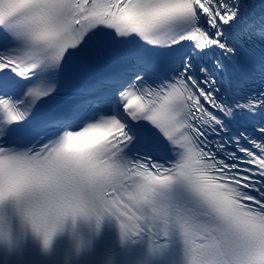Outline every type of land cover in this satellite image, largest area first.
I'll return each mask as SVG.
<instances>
[{"label":"snow or ice","instance_id":"snow-or-ice-1","mask_svg":"<svg viewBox=\"0 0 264 264\" xmlns=\"http://www.w3.org/2000/svg\"><path fill=\"white\" fill-rule=\"evenodd\" d=\"M101 26L114 32L104 34L114 54L132 64L76 91L90 96L106 88L99 99L108 114L73 131L84 123L82 110L97 103L82 101L36 129L62 128V135L25 146L19 125L56 91L66 53L85 49ZM240 36L264 40V4L0 0V235L7 233L5 210L22 216L45 245L67 217L98 221L110 215L123 234L145 235L141 221L162 223L161 235L170 225L178 228L185 264H264V141L250 140L255 153L240 148L248 157L241 162L255 165L251 169L226 162L240 159L226 150L228 141H215L213 151L207 138L219 135L217 126L228 131L226 120H234L237 110L255 113L264 105V93L247 103L229 101L264 78V64L235 80L217 78L218 71L226 73L223 58L232 59ZM204 50L212 51L214 63L199 66L197 75L193 57ZM132 121L149 122L167 145L146 130L144 159L129 158L126 149L142 136ZM169 151L174 160L155 159ZM147 233L156 235L151 226Z\"/></svg>","mask_w":264,"mask_h":264},{"label":"clouds","instance_id":"clouds-1","mask_svg":"<svg viewBox=\"0 0 264 264\" xmlns=\"http://www.w3.org/2000/svg\"><path fill=\"white\" fill-rule=\"evenodd\" d=\"M21 218H22V216H21ZM23 219V218H22ZM4 236L3 235H0V238H3Z\"/></svg>","mask_w":264,"mask_h":264}]
</instances>
